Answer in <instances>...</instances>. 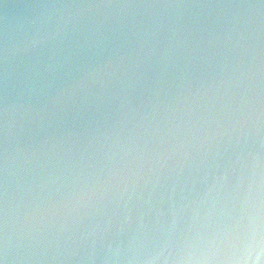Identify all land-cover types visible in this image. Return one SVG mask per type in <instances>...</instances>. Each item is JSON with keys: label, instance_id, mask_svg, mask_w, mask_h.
<instances>
[{"label": "water", "instance_id": "obj_1", "mask_svg": "<svg viewBox=\"0 0 264 264\" xmlns=\"http://www.w3.org/2000/svg\"><path fill=\"white\" fill-rule=\"evenodd\" d=\"M45 3L80 25L39 53L47 87L7 88L3 40ZM262 190L264 0H0L4 264H129Z\"/></svg>", "mask_w": 264, "mask_h": 264}, {"label": "clouds", "instance_id": "obj_2", "mask_svg": "<svg viewBox=\"0 0 264 264\" xmlns=\"http://www.w3.org/2000/svg\"><path fill=\"white\" fill-rule=\"evenodd\" d=\"M38 7L43 10L39 23L32 21L33 27L21 41H10L8 36L3 40L7 88L10 81H18L22 90L30 92L47 87L44 74L50 66L39 53L80 25L72 14L65 17L62 10L68 7L49 3ZM18 60L22 65L20 73L16 72ZM5 103L9 105L7 97ZM129 264H264V190L249 212L222 234L191 246L177 244L159 247L144 256L135 254L129 258Z\"/></svg>", "mask_w": 264, "mask_h": 264}]
</instances>
